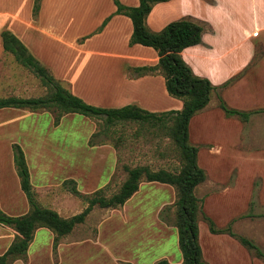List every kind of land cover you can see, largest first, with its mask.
I'll return each mask as SVG.
<instances>
[{"label": "rangeland", "instance_id": "rangeland-1", "mask_svg": "<svg viewBox=\"0 0 264 264\" xmlns=\"http://www.w3.org/2000/svg\"><path fill=\"white\" fill-rule=\"evenodd\" d=\"M85 1L55 0L34 15V0H30L28 13L27 3L0 0V32L26 26L11 17L17 14L27 21L31 17L33 23L63 39L89 33L109 15L114 3ZM180 18L203 27L202 42L185 48L182 55L194 73L213 85L206 109L192 117L189 125L190 142L198 147V164L206 172L196 195L203 213L217 226L234 219V232L252 239L264 252V0H169L155 4L148 25L160 30ZM50 42V48L59 45ZM0 48V97L42 95L45 88L39 78L2 51L1 35ZM133 54L148 56L138 51ZM105 59L91 56L93 62ZM102 78L93 85H82L90 90L84 99L87 103L100 107L133 103L134 88L118 85L113 72L110 77L104 71ZM63 85L70 90L68 84ZM219 97L230 107L250 111L248 120L226 115L218 106ZM170 98L174 97L169 95L167 105H171ZM30 113L0 109V209L9 215L29 209L13 162V143L25 153L37 201L64 217L80 212L86 206L85 196L98 191L114 193L126 178L124 165L179 167L174 145L157 127L118 123L106 129L101 118L77 113L65 114L54 124L52 112ZM69 179L83 196L71 191ZM175 193L171 185L141 181L125 204L94 206L85 221L60 237L56 246L50 229H36L25 255L11 264H156L160 259L179 263ZM198 228L208 264H264V258L235 238L212 234L202 215ZM13 237V230L0 225V254Z\"/></svg>", "mask_w": 264, "mask_h": 264}, {"label": "trees", "instance_id": "trees-1", "mask_svg": "<svg viewBox=\"0 0 264 264\" xmlns=\"http://www.w3.org/2000/svg\"><path fill=\"white\" fill-rule=\"evenodd\" d=\"M42 0H34L33 14L36 15ZM168 0H139L135 6L113 0L116 9L113 14H121L130 18L132 33L128 44H140L153 48L158 55V62L151 66L136 67L138 74H160L164 78L167 93L182 101L179 110L151 112L136 104L121 107H100L87 103L73 94L63 83L43 66L28 50L24 43L11 31L4 29L0 32L2 47L14 60L29 69L40 80L45 92L37 97H21L9 95L0 97V109L19 108L31 112L48 111L54 114V124H58L61 117L69 113H77L89 117L101 118L106 129L122 123H138L157 127L159 131L174 145L178 156L179 167L154 169L149 165H124L126 178L120 187L111 195L98 191L85 196L86 206L78 213L69 217L61 216L56 210L41 205L34 196L29 167L25 153L18 143L12 144L13 162L16 168L19 185L29 203V209L20 215H9L0 209V225L13 230L14 237L6 250L0 254V264H11L25 255L35 230L47 228L54 233V246L58 239L73 231L83 223L94 206L100 208L119 207L139 189L141 181L168 184L175 188L174 226L177 230L178 246L182 260L173 263L167 259H160L156 264H208L203 258L199 242L198 221L202 215L212 234H228L235 238L249 252L259 258H264L262 249L250 238L240 235L232 229L234 219L226 226L219 227L202 211L201 200L196 195V188L205 181L206 172L198 164V147L190 142L189 125L193 116L206 107L210 100L213 85L211 81L199 76L181 55L183 49L202 42L203 27L201 24L187 18H180L167 23L160 30L149 28L147 16L156 3ZM107 17L98 30H100ZM234 78V77H233ZM233 79L226 80L228 85ZM218 106L226 115H236L247 121L251 112L243 111L227 105L219 97ZM71 191L83 196L76 188L75 181L67 180Z\"/></svg>", "mask_w": 264, "mask_h": 264}, {"label": "crops", "instance_id": "crops-1", "mask_svg": "<svg viewBox=\"0 0 264 264\" xmlns=\"http://www.w3.org/2000/svg\"><path fill=\"white\" fill-rule=\"evenodd\" d=\"M20 1L24 3V5L27 3L28 13L30 11V0ZM54 1L55 0H42L40 10L46 5L52 4ZM119 1L129 6H135L139 3V0ZM85 2H90L92 5L97 4V0H86ZM153 8L147 16V25ZM115 9L116 6L114 4L109 15L105 16V18L103 17L98 27L89 33L84 32L83 34L73 35L66 39L51 34V32H49L46 27L40 25V23H33L31 17L27 21L17 14L11 15V17L21 21V23L23 21L26 26L21 24L22 28L20 30L14 29L11 32L24 43L30 53L43 66L49 69L55 78L68 84L71 92L83 100H86L88 97L86 91L89 89L86 87L83 88L82 85H93L96 81L100 82L101 79L103 80L102 76L104 71H107L110 77L112 72L117 76L118 80H116V83L118 85L124 84L125 86L127 85V87L135 89L133 91L136 95L130 99L133 101V103L130 104H136L151 112L181 109L182 101L180 99L170 98L171 105L166 104V99H169V95L165 88L164 78L160 74L140 75L136 72V67L155 65L158 62V55L151 47L140 44H128L132 33L131 20L125 15L113 14ZM107 17H109V19L105 25L98 30ZM255 32L256 31L252 34H255ZM50 41H58L59 45L56 46L57 48H50ZM33 48H35V51ZM135 51L141 53L145 52L148 56L144 57L139 54H133ZM93 55L107 56V59L102 62H93L91 60V56ZM53 57L56 58L52 59ZM112 84L115 86L114 81ZM88 92H90V90ZM205 109L206 108H204V110ZM204 110L202 109L199 113ZM199 113L196 115H199ZM196 115L193 117H196ZM193 119L194 118H192V120Z\"/></svg>", "mask_w": 264, "mask_h": 264}]
</instances>
